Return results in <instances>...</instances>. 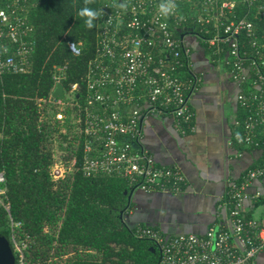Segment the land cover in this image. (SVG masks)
Here are the masks:
<instances>
[{"label":"built area","instance_id":"obj_1","mask_svg":"<svg viewBox=\"0 0 264 264\" xmlns=\"http://www.w3.org/2000/svg\"><path fill=\"white\" fill-rule=\"evenodd\" d=\"M160 3L102 0L93 54L81 81L65 84L66 64H53L50 91L36 98L39 121L47 118L57 133L67 134L64 142L72 147L70 155L51 154L52 180L79 169L85 176L122 178L145 192L182 191L186 178L181 168L158 163L142 146L139 119L167 111L181 134L195 130L188 97L201 76L192 70L191 49L184 41L189 31L239 84L236 97L243 117L235 121L233 138L264 153V0H175L176 8L167 17L158 12ZM31 4L0 0V77L32 67L36 40L27 14ZM68 46L79 53L74 41ZM58 82L63 85L61 96L52 94ZM254 178H264V161L228 181L222 197L227 215L202 233L164 235L156 227L137 224L133 234L154 242L159 250L156 264H255L264 247V219L244 213L245 199L264 198L260 191H245ZM6 180L0 169V206L8 215L9 240L17 264H29L27 253L37 241L12 217Z\"/></svg>","mask_w":264,"mask_h":264},{"label":"trees","instance_id":"obj_2","mask_svg":"<svg viewBox=\"0 0 264 264\" xmlns=\"http://www.w3.org/2000/svg\"><path fill=\"white\" fill-rule=\"evenodd\" d=\"M31 1L27 14L36 40L32 67L0 77V169L6 175L12 217L37 241L27 253L29 264H64L58 258L63 254L68 264H156L154 242L136 237L134 225L119 216L127 201L124 179L85 176L79 169L57 180L49 174L50 142L57 129L47 118L39 121L36 98L48 95L53 64H66L65 84L81 81L93 54L98 18L88 28L79 10L98 11L102 0L87 5L84 0ZM69 40L77 43L79 53L70 50ZM57 139L64 142L67 134L59 133ZM71 145L68 141L66 147ZM7 230L8 215L0 206V232Z\"/></svg>","mask_w":264,"mask_h":264},{"label":"crops","instance_id":"obj_3","mask_svg":"<svg viewBox=\"0 0 264 264\" xmlns=\"http://www.w3.org/2000/svg\"><path fill=\"white\" fill-rule=\"evenodd\" d=\"M188 35H195L190 31L184 35L191 49L192 70L201 76L188 97L195 130L181 134L173 125V115L167 111L147 113L139 119L142 146L158 163L180 167L185 185L182 191L173 193L145 192L127 183L128 191L124 192L128 195L132 188L130 202L120 217L129 226L148 224L164 235L202 233L219 225L227 215L222 197L228 181L240 179L248 167L264 161L261 148L238 144L233 138L235 121L243 117L236 97L239 84L224 63L211 60L198 38L199 42L194 38L185 40ZM245 191H260L264 195V178L249 181ZM244 203L247 216L264 219L263 197L247 198ZM53 245L58 242L54 240ZM66 257L67 254L61 256V262L66 263ZM255 264H264V247L257 253Z\"/></svg>","mask_w":264,"mask_h":264},{"label":"water","instance_id":"obj_4","mask_svg":"<svg viewBox=\"0 0 264 264\" xmlns=\"http://www.w3.org/2000/svg\"><path fill=\"white\" fill-rule=\"evenodd\" d=\"M62 91L63 85L58 82L55 84L52 94L55 96H61ZM131 192L132 188L128 192L125 206L119 211L120 217L122 216V212L129 206ZM0 264H17L12 244L9 240V236L5 232H0Z\"/></svg>","mask_w":264,"mask_h":264},{"label":"clouds","instance_id":"obj_5","mask_svg":"<svg viewBox=\"0 0 264 264\" xmlns=\"http://www.w3.org/2000/svg\"><path fill=\"white\" fill-rule=\"evenodd\" d=\"M85 5L92 3L93 0H84ZM120 7L124 8L125 5H120ZM176 8L175 0H161V3L158 6V12L164 16L167 17L171 15ZM100 13L96 10H93L88 7H84L79 10V16L82 18H85V24L88 28H92L94 26V20L98 18Z\"/></svg>","mask_w":264,"mask_h":264},{"label":"rangeland","instance_id":"obj_6","mask_svg":"<svg viewBox=\"0 0 264 264\" xmlns=\"http://www.w3.org/2000/svg\"><path fill=\"white\" fill-rule=\"evenodd\" d=\"M188 38H194V40H196L197 42H199L198 41V39H199L198 37H195V36H192V35H188L185 40H187ZM58 135H59V133H57L56 131L52 133V140L50 142V150H52L51 151V154L53 153L56 158H57V156L70 155L71 149L69 147H66V145H67L66 142H60L57 139V136ZM66 164H68V163H66ZM67 169L70 170V167L67 168ZM142 225H144V226H151V225H148V224H142ZM151 227H154V226H151ZM1 232H5L8 236L10 234L9 231L8 232L1 231ZM62 257H64V254L62 255ZM58 258L61 259V261H63V258H60V257H58Z\"/></svg>","mask_w":264,"mask_h":264},{"label":"flooded vegetation","instance_id":"obj_7","mask_svg":"<svg viewBox=\"0 0 264 264\" xmlns=\"http://www.w3.org/2000/svg\"><path fill=\"white\" fill-rule=\"evenodd\" d=\"M157 249V248H156ZM158 250V249H157ZM159 251V250H158Z\"/></svg>","mask_w":264,"mask_h":264}]
</instances>
